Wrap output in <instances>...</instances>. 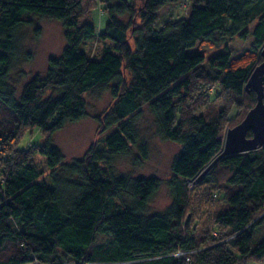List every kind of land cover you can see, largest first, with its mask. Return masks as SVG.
<instances>
[{"label":"trees","instance_id":"1","mask_svg":"<svg viewBox=\"0 0 264 264\" xmlns=\"http://www.w3.org/2000/svg\"><path fill=\"white\" fill-rule=\"evenodd\" d=\"M181 1L0 0V264L264 261V235L255 242L264 229V145L223 157L195 182L222 151L227 129L257 101L245 84L262 61L264 0H203L187 17L159 25V11ZM97 4L108 15L98 31L91 15ZM34 16L59 21L66 43L48 59L46 74L18 94L9 72L18 34ZM249 34L251 45L237 53L227 43L209 56L192 50ZM91 39L107 43L98 58L82 49ZM98 87H109L113 101L94 119L113 131L64 164L53 134L87 117L86 94ZM212 96L223 99L222 109ZM144 104L158 135L179 145L170 166L172 201L148 215L160 179L113 169V157L137 144V159L147 158L136 126ZM33 128L42 131L41 143L21 147ZM37 155L45 157L49 181ZM98 234L108 239L96 242Z\"/></svg>","mask_w":264,"mask_h":264},{"label":"rangeland","instance_id":"2","mask_svg":"<svg viewBox=\"0 0 264 264\" xmlns=\"http://www.w3.org/2000/svg\"><path fill=\"white\" fill-rule=\"evenodd\" d=\"M136 6H140L142 0H128ZM203 0H183L178 3L165 5L159 11V25L169 19H178L187 17L193 5H203ZM92 21L97 31L102 28L108 21V15L104 12L103 6L97 4L92 8ZM126 20L127 17H123ZM84 20L82 19L81 22ZM257 19H254L249 25V30L254 28ZM252 35L246 38L234 37L227 42H222L216 47L208 44L199 45L198 43L192 50H203L207 56L213 51L219 49L226 43L234 53L240 52L251 45ZM66 39L61 23L54 19L34 16L33 23L21 28L17 40V59L9 72V81L15 87L19 94L26 82L34 75L44 76L48 67V59L51 56L60 55ZM131 43V41H130ZM107 43L100 40H86L82 44V49L92 58L100 57ZM211 90V89H210ZM214 106L217 109L224 107V101L219 96H212ZM87 101V117L77 121L68 123L63 129L55 132L52 137V144L56 145L64 154L63 163L67 164L76 158H80L94 142L102 144V139L106 138L112 131L99 129V124L94 119L95 115L101 114L112 104V96L109 87H98L86 94ZM236 110L233 109L230 118H233ZM136 126L140 138V142H145L148 149L147 158L142 161L137 159L139 155V144L130 147L127 154H117L113 157V169L116 174H129L136 176H157L160 179V185L154 196L148 202L145 213L163 212L171 203L172 195L169 187V179L171 177V161L179 150V145L175 142L162 139L157 133L156 123L147 105H143L141 114L136 121ZM42 140V131L38 128L27 130L20 139V146L28 148L36 144H40ZM35 161L44 169L43 177L49 181L45 157L37 155ZM56 173L65 175L64 169L58 167ZM195 184L189 183L190 188ZM126 205L132 203V199L123 196ZM198 221H195V224ZM264 229L255 236L257 243L262 239ZM107 235L98 234L96 242L105 241ZM250 264H264L251 262Z\"/></svg>","mask_w":264,"mask_h":264},{"label":"water","instance_id":"3","mask_svg":"<svg viewBox=\"0 0 264 264\" xmlns=\"http://www.w3.org/2000/svg\"><path fill=\"white\" fill-rule=\"evenodd\" d=\"M260 54L262 61L254 68L245 84L247 92L256 93L257 101L238 124L227 129L222 151L202 171L196 183L223 157L256 150L264 145V46ZM248 131L252 132V136H247Z\"/></svg>","mask_w":264,"mask_h":264}]
</instances>
